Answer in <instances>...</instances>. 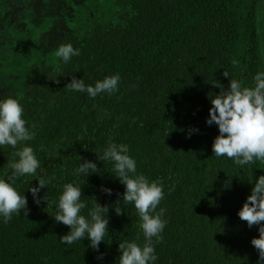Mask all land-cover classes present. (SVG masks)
Segmentation results:
<instances>
[{"label":"trees","instance_id":"1","mask_svg":"<svg viewBox=\"0 0 264 264\" xmlns=\"http://www.w3.org/2000/svg\"><path fill=\"white\" fill-rule=\"evenodd\" d=\"M0 35V100L17 99L34 134L16 149L0 147V179L12 175L9 165L19 160L13 153L25 145L48 179L38 193L48 203L39 205L28 190L37 177L15 179L30 212L8 223L0 216V264H119L120 242L143 246L134 205L117 195L124 185L112 163L97 158L109 142L128 146L137 174L162 180L156 211L166 210V226L162 242L153 238L154 264H257L251 240L258 226L249 228L238 211L264 175V162L240 167L214 156L218 126L206 120L209 94L220 91L216 80L254 87V76L264 72V0H0ZM69 43L80 55L64 63L54 52ZM115 74L119 90L111 95L64 88L72 76L94 86ZM84 160L99 171L77 175ZM67 183L82 189L86 218L95 199L109 206L99 253L87 238L59 242L70 231L53 219Z\"/></svg>","mask_w":264,"mask_h":264},{"label":"clouds","instance_id":"2","mask_svg":"<svg viewBox=\"0 0 264 264\" xmlns=\"http://www.w3.org/2000/svg\"><path fill=\"white\" fill-rule=\"evenodd\" d=\"M54 55L68 63L72 57L79 56L80 51L70 43L61 44ZM236 63L233 61L234 65ZM223 76L229 77V73L224 71ZM253 79L254 87H242V83L236 79H230V83L225 87L216 80L212 85L220 89L219 94H209L212 107L209 109L206 123L209 126L217 125L219 131L212 144V153L216 157H227L240 167L257 160L264 162V72L257 73ZM55 82L58 84L59 80ZM119 82L118 74L106 76L94 86L86 85L83 79L72 76L64 88L68 91L85 92L89 97L95 98L102 93L114 94L119 90ZM23 115L24 108L17 99L8 97L0 100V147L16 149L18 145H24V142L34 138V134L26 127L27 121L23 119ZM197 131L198 129H190V134ZM128 151L126 144L109 142L103 154H97L100 161L112 163L114 178L124 185V192L117 195L122 196L124 204L134 205L144 236L143 246L135 241L120 242L118 261L119 264H154L158 257L155 255L153 238L157 243L162 242L161 234L166 226V221L162 219L166 210L161 208L159 212L156 211L164 198L163 184L160 178L149 182L143 174H137L136 161L128 155ZM13 155L18 156L19 160L9 165L13 169L12 175L7 179H0V216L3 217L4 223H8L13 214L21 215L23 212L24 217H27L30 212L27 197L21 195L13 186L18 177H37V186L29 187L28 190L37 205L41 200L48 203L46 196H38L40 190L47 187L48 179L38 175L37 170L41 163L33 149L25 145ZM98 171L96 163L84 160L79 164L76 174L88 176ZM101 191L107 195L112 194L110 188L103 186ZM82 195L80 187L72 183L64 185L53 219L67 226L70 231L62 235L59 242L72 245L87 238L90 241L89 246L99 253V246L105 241L109 231V206H101L95 199L92 209L88 212L90 219L86 218L80 214L87 207L81 200ZM114 210L117 215L124 214L119 207ZM238 217L246 222L249 228L258 226L259 237L252 238L251 245L258 252L257 264H264V175L256 179L251 194L238 211ZM103 255L100 253L96 258L102 259Z\"/></svg>","mask_w":264,"mask_h":264},{"label":"rangeland","instance_id":"3","mask_svg":"<svg viewBox=\"0 0 264 264\" xmlns=\"http://www.w3.org/2000/svg\"><path fill=\"white\" fill-rule=\"evenodd\" d=\"M18 8H20V6H19ZM22 17H25V16H24V15H22ZM20 20L22 21L21 23H23V21H24V20H23V18H21ZM0 37H2V38H5V39H6V37H4V36H2V35H0ZM5 75H6V76H7V75H10V73H6Z\"/></svg>","mask_w":264,"mask_h":264}]
</instances>
